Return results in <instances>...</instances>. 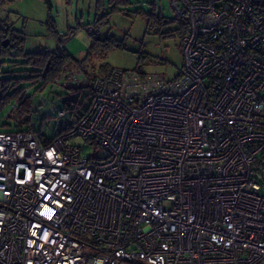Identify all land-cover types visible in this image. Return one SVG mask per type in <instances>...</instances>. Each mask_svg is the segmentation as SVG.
I'll return each mask as SVG.
<instances>
[{
    "label": "built area",
    "instance_id": "1",
    "mask_svg": "<svg viewBox=\"0 0 264 264\" xmlns=\"http://www.w3.org/2000/svg\"><path fill=\"white\" fill-rule=\"evenodd\" d=\"M167 1L176 80L66 72L50 135L0 131V264H264V0Z\"/></svg>",
    "mask_w": 264,
    "mask_h": 264
},
{
    "label": "rangeland",
    "instance_id": "2",
    "mask_svg": "<svg viewBox=\"0 0 264 264\" xmlns=\"http://www.w3.org/2000/svg\"><path fill=\"white\" fill-rule=\"evenodd\" d=\"M48 1L49 4L46 0L0 2V26L9 24L19 32H23L25 52L54 49L60 44L73 58L84 60L92 41L86 29L91 26L97 37L104 39L106 36H111L118 42H123L124 48H113L106 53H102V50L92 53L89 59L82 63V68L88 74L101 76L107 69L137 70L171 81L182 69L180 39L177 36L166 35L177 29L174 12L167 0H129L130 5L120 6V11L117 12H110L109 0ZM140 11H154L163 17L166 25L161 29L150 26L146 18L138 13ZM10 60L13 58L6 59L5 63L0 65L3 74L18 78H26L30 75L29 72L24 71V66L21 64L14 66ZM21 86L25 94L36 101L34 105L39 110L37 112L44 114L45 125H49L43 127L42 132L50 135L53 121L46 117L47 109L52 103L58 106L60 101L75 95L69 93L62 95L67 91L61 85L54 87V92L58 95L50 94L48 89L38 90L41 87L40 80H23ZM8 110L7 107L0 115L1 124L4 123ZM15 130L13 122L9 127H0V131ZM76 143L87 156L100 158L106 156L103 151L94 149V146L87 142ZM253 168L257 169L256 181L262 185L264 192V166L257 162Z\"/></svg>",
    "mask_w": 264,
    "mask_h": 264
},
{
    "label": "trees",
    "instance_id": "3",
    "mask_svg": "<svg viewBox=\"0 0 264 264\" xmlns=\"http://www.w3.org/2000/svg\"><path fill=\"white\" fill-rule=\"evenodd\" d=\"M46 3L49 4V1L46 0ZM109 4L110 12H117L120 11V6L130 5V1L109 0ZM110 12H108V14ZM138 13L146 18L147 23L150 26L161 29L162 26L166 25L163 17L157 15L154 11H140ZM104 15H107V13H104ZM175 22L177 23V29L166 35L177 36L181 39L187 31L186 22L184 20H177L176 18ZM86 31L92 39L90 49L84 60H76L66 52L60 44L54 49L25 52L23 49L25 42L23 32H19L9 24H3L0 26V43L4 40L8 41L7 46L0 49V65L5 63L6 59L13 58V60H10L12 65L15 66L21 64L24 66V71L30 73L26 78H18L13 75H5L6 73L3 74L0 68V115L7 107L9 108L4 123H0V127H9L10 123L13 122L16 128L15 131L34 129L39 133L42 132V126L39 124L44 120V114L37 112L39 110L34 105L36 101L33 97L25 94L24 88L21 86V81L27 79L33 81L40 80L41 87L38 90L48 89L50 94L58 95L54 92V87L57 80H59L66 72L74 70L83 74L89 81L96 77L92 74L86 73L84 68H82V63L88 60L92 53L94 54V52H97L98 50H102V53H106L113 48H124L123 42H118L111 36H106L104 39L97 37L91 26H88ZM110 70L112 69H107L104 75ZM178 76L179 75L177 74L173 80H176ZM65 89L67 92L62 95L69 93L77 96L83 92L82 88L65 87ZM60 102L62 104L63 100ZM64 102L67 103V101ZM34 123H37L36 126L38 129H36V126H32ZM47 142L48 140L44 141V143Z\"/></svg>",
    "mask_w": 264,
    "mask_h": 264
},
{
    "label": "water",
    "instance_id": "4",
    "mask_svg": "<svg viewBox=\"0 0 264 264\" xmlns=\"http://www.w3.org/2000/svg\"><path fill=\"white\" fill-rule=\"evenodd\" d=\"M2 1H4V0H0V2H2ZM7 40H4V41H2L1 43H0V49L2 48V47H6L7 46Z\"/></svg>",
    "mask_w": 264,
    "mask_h": 264
}]
</instances>
